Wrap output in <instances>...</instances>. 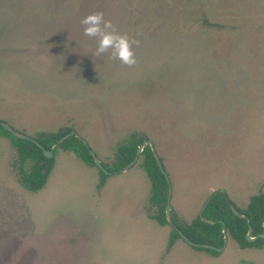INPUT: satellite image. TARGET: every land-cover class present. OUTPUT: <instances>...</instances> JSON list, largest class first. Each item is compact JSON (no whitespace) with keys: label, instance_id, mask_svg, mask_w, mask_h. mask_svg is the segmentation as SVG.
Returning a JSON list of instances; mask_svg holds the SVG:
<instances>
[{"label":"rangeland","instance_id":"1","mask_svg":"<svg viewBox=\"0 0 264 264\" xmlns=\"http://www.w3.org/2000/svg\"><path fill=\"white\" fill-rule=\"evenodd\" d=\"M97 11L139 41L134 66L93 55L80 20ZM0 121L70 128L104 164L135 132L168 175L171 218L189 223L219 189L243 209L264 185V0H0ZM54 150L28 191L0 136V264H264L228 234L218 254L167 247L140 155L98 186L97 166Z\"/></svg>","mask_w":264,"mask_h":264},{"label":"trees","instance_id":"2","mask_svg":"<svg viewBox=\"0 0 264 264\" xmlns=\"http://www.w3.org/2000/svg\"><path fill=\"white\" fill-rule=\"evenodd\" d=\"M72 131L70 128H60L56 132H38L31 137L33 140L21 138L13 135L0 124V136L9 139L16 153V175L18 182L28 191H37L46 183L54 165V149L51 157L44 156L42 149L49 151L53 144L63 135ZM20 133V132H18ZM22 134V132H21ZM145 136H139L132 132L127 138L119 142L113 153V160L110 164L101 163L110 173L117 172L130 163L135 155L139 145L144 144L140 152L141 160L139 165L143 168L150 180L149 203L157 208L153 216L161 224H168L165 218V204L167 200V182L158 167L151 148L144 141ZM38 144L41 146H38ZM57 147L63 150L71 151L76 157L90 166H95L88 148L74 135L66 138ZM29 165L28 169L25 166ZM98 169L99 182L102 185L107 176L101 169ZM228 201L239 213L243 214L241 218L237 216L230 208ZM202 216L212 219L215 223H207L197 215L189 223L182 224L174 217L171 218L170 232L167 241V247H170L177 239H182L184 235L190 245L195 249L205 250L210 254H218L216 250L202 247L201 244H208L214 247H221L224 243V234L222 225L225 224L226 234L240 248H264V237H257L252 241L245 238L248 223L252 227V236L264 233L262 223L264 221V193L260 189L257 194L250 197L245 208H237L231 200L222 193H218L210 198L208 204L202 212Z\"/></svg>","mask_w":264,"mask_h":264},{"label":"clouds","instance_id":"3","mask_svg":"<svg viewBox=\"0 0 264 264\" xmlns=\"http://www.w3.org/2000/svg\"><path fill=\"white\" fill-rule=\"evenodd\" d=\"M80 23L83 35L94 39L96 57L107 54L110 60L119 61L122 66L132 67L137 63L133 45L139 46V41L129 39L127 34L120 33L112 20L106 19L102 11L85 15Z\"/></svg>","mask_w":264,"mask_h":264},{"label":"water","instance_id":"4","mask_svg":"<svg viewBox=\"0 0 264 264\" xmlns=\"http://www.w3.org/2000/svg\"><path fill=\"white\" fill-rule=\"evenodd\" d=\"M0 124H1L5 129H7L9 132H11V133H12L13 135H15V136H19V137H21V138H25V139L33 140L31 137H29V136H27V135H25V134L18 133V132L15 131L13 128H11V126H9L7 123H5V122H3V121H0ZM72 135H74V136L77 137L79 140H81V142H82V143L88 148V152H89V154L92 156L93 161H94L95 165L97 166V168L101 169L104 173L109 174L110 172L107 171V169H105V168L101 165V163L99 162V160H98L97 156L95 155V153H94V152L89 148V146L87 145V142H86L83 138H81V137H80L75 131H70V132H68L67 134H65V135H63L62 137H60V138H59V139L53 144V146L51 147V150L46 151V150L42 149V152H43L44 156H46V157H51V156H52V151H53V149L56 148V147H57L61 142H63L66 138H68V137H70V136H72ZM144 143H145V144H148V145L150 146L151 151H152V153H153V155H154V158H155V160H156V163H157L158 167L160 168V171H161L162 175L164 176V178H165V180H166V182H167V185H168V194H167V200H166V204H165V217H166L167 222L170 223V222H171V217H170V203H169V202H170L171 188H170V183H169L168 175H167V173L165 172V170L163 169L162 164H161V162H160V159H159L158 155L156 154L155 149H154V147H153L151 141H150V140H145ZM143 145H144V144H141V145H139V146L137 147V149H136V155H135L134 159H133L130 163H128L125 167L121 168V169L118 170V171L123 172V171L127 170L132 164H134V163L137 161L138 156H139L140 152L142 151ZM38 146H40V145L38 144ZM40 147H41V146H40ZM262 192L264 193V185L262 186ZM218 193L225 194V191H224L223 189H219V190L214 191V192H213V193H212V194L206 199V201L204 202V204H203V206H202V208H201V210H200V212H199V214H198V216L201 218V220H203V221H205V222H207V223H215V221L212 220V219L204 218V217L202 216V212H203L204 208L206 207V205L208 204L210 198L213 197L214 195L218 194ZM225 195H226V194H225ZM228 204H229L230 208L232 209V211H233L237 216H239V217H241V218L244 217L243 214L239 213L235 208H233V206L231 205V203H230L229 201H228ZM220 223H221V225H222V233L224 234V238H225V239H224V243H223V245H222L221 247L218 248V247H214V246H211V245H208V244H201L202 247L210 248V249L216 250L217 252H221V251L224 249V247H225V242H226V228H225V224H224L222 221H220ZM262 227H263V229H264V221H263V223H262ZM257 237H264V233H260V234H258V235H256V236H252V227H251V225L248 223L247 232H246V234H245V238H246V240H248V241H252V240L256 239ZM181 238H182L184 241H186L188 244H190V242L188 241V239H187L184 235H181Z\"/></svg>","mask_w":264,"mask_h":264},{"label":"crops","instance_id":"5","mask_svg":"<svg viewBox=\"0 0 264 264\" xmlns=\"http://www.w3.org/2000/svg\"><path fill=\"white\" fill-rule=\"evenodd\" d=\"M20 184V183H19ZM21 185V184H20ZM22 186V185H21Z\"/></svg>","mask_w":264,"mask_h":264}]
</instances>
